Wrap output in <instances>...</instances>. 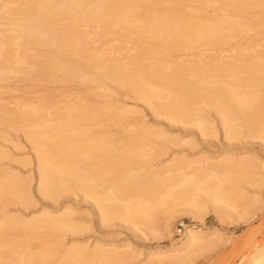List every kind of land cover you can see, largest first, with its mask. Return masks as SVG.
I'll list each match as a JSON object with an SVG mask.
<instances>
[{"label":"bare ground","instance_id":"obj_1","mask_svg":"<svg viewBox=\"0 0 264 264\" xmlns=\"http://www.w3.org/2000/svg\"><path fill=\"white\" fill-rule=\"evenodd\" d=\"M1 1L3 3L0 5V17L3 18L2 14L17 15L19 19L13 21L11 18L12 22H9V27L17 30L25 40L32 41L36 46L53 48L59 56L80 55L83 61H81L82 65L79 66L62 59H54L52 56L46 54L42 55L44 58L43 64L39 65L27 62L28 64L24 68L17 63L18 52H15L13 49L14 41L11 32L6 30L2 33L6 44V54L0 56V70L8 72L13 69L17 72V76L15 77L23 80L48 79L56 81L57 78L50 75L49 72H58L62 75H80L84 77L86 81L95 84L92 97L89 96V94H87V97L85 94L84 98L83 95L81 97V95L77 93L79 95L78 99L81 100L79 103H83V105L76 102V97L75 100L73 96L71 97L70 95L69 97V94H67L68 96H64L70 98H67L68 102L69 100L73 102H69L68 111H66L70 112L67 114L66 122L64 119L65 123L63 121L60 122L62 124L59 123V125L56 123L57 126L55 123V126L50 123V126L48 124L49 121L42 116L43 114L38 113L35 118H31L29 114L17 116V119H20L24 124L22 125L23 127L20 125V128L23 129L29 140L34 144L40 172L38 192L44 198L56 202L59 196L78 190L84 193L87 199L91 198L94 200L100 219L104 224L111 223V221L116 218L115 216L123 218L126 213L131 212L132 216H129L130 218L141 217L142 219H140L142 221L143 219L145 220L146 216L148 222L151 220L153 222L155 217L154 214H157V211L152 213V211H155L153 209L157 208V210H159V206H161L160 209H162V206H167L169 204L174 205L182 202L190 206L188 212H190L191 215L194 217H202L200 209L206 206V204L203 203L205 205L202 206L201 202L205 201V199L211 198L213 199L211 201L215 203L219 198L221 201L224 195L229 197L228 194H224L226 188H221V180L219 177L216 176L220 180V182L217 180L220 184H217V182H215L216 184L213 183V179L216 177H211L212 172H209L211 171L209 169L215 168V172L216 168L228 170V168L234 167V170L241 168L246 172H250V169L254 168L264 173V162L258 159V156L254 157L250 152H240L237 158H234V155H231L229 152L223 153L217 156L215 160L210 156L200 157V159L197 158L196 160L188 159V157L187 159L186 157H184L185 159L176 158L172 160L171 164L169 163V165H165L163 168L159 166V168L156 167V170L153 169L154 174L152 172V177H149V172L153 171L152 169H150L149 172H145L144 170L141 171V168L138 171L135 170V173L133 170L129 172L126 170L127 173L124 175L115 177L111 174H105L106 172L104 174L101 172L100 174L96 172L95 169L88 168L87 166L82 167L84 165H82V163L86 161V155H88L87 159L94 158V156L88 153L94 150L104 151L108 154H121L131 161L136 162L147 159L150 156L153 157V151H155V153L157 151L158 153V150L160 152V148L163 151L164 146L162 145L170 140L168 136H165L166 134L163 130L154 131L146 127L145 124L133 125L132 128L134 131H136V129V132L139 131V135L136 133L138 136L135 134L138 138L133 135L132 142L127 145L126 149L123 150L120 148V150H116L113 146V140L117 138V136L114 138L112 137L113 140L110 139L111 136L109 137V141L106 139V136L108 137V130H110L108 126H111L113 123L116 125L115 127L120 125L122 128L119 127V130L120 128L121 130H124V128L127 130V127L122 121L123 118H121V116L110 117L108 115L112 108V106L109 105L108 96L106 92L98 91L105 89L110 82L125 84L132 88L140 101L145 104L154 105L152 111L157 116L164 117L173 123L187 126L194 125L204 136H208L212 130L210 128L211 120L208 119L209 116L207 114L210 108L219 114L218 116H220L223 123L222 127L225 129L224 133L226 134V139L232 140L235 136L241 134V132L248 133L257 131L258 134L264 135L263 130L259 128L255 130L252 127V123H257L259 119L264 118V108L259 104V101L264 98V94H262L264 93V87L259 86L260 84L257 83V87L261 88H255L254 86L252 87L250 83L249 85L247 83V80H249V82L253 80V82L258 81L261 83L264 81L263 78L257 75L261 73L264 76V43L262 44L259 41L261 35L255 37L254 34L252 35V32L249 31L245 33L246 35L244 34L245 36H241V29L235 27V25L239 27L245 25L244 23L246 21L248 22L245 16L239 15V13L242 12L239 11L240 8H248L251 10L263 6L264 0H165L167 3L176 6H180L188 1L201 3L208 7L213 6L214 13L218 11H222L223 13L226 12L222 15L224 19H222L220 23H213V16H207V18L211 20L206 22H200L192 18H188L181 22H171V20L177 18L176 13L166 16L156 15L153 17L135 14L136 16L132 17V20H129V11L127 9L128 2H136L138 0ZM141 1H145L148 5H153V3H155V0ZM1 22L2 20H0V26L3 25V22ZM127 22H132L133 27L138 30L140 34L150 38L160 39L163 44L175 49H180L181 46L186 44L201 42V45L197 47L198 49H196L195 53L188 56L191 57L190 68L170 72L165 68L157 69L152 66H117L112 62L105 61L103 58H98L88 41L89 36L84 34L81 25L90 26L99 24V26L106 31H110L114 24H126ZM221 24L230 25V29L225 32L221 29H217ZM0 29L2 30L1 27ZM227 41L230 42L226 43ZM137 47L144 53L148 50V48L140 47L139 44H137ZM21 53H23V56L25 54L29 56L32 55L28 49H22ZM89 68H96L97 72L95 76L87 78V76L90 75L88 72ZM244 72L249 73L251 77L240 79L239 75ZM170 86H173V89H171ZM90 90H92V88ZM119 112H122V109H120ZM123 112L129 113L131 111L126 109ZM115 118H120L121 120L115 122ZM99 120H102L100 121V123L102 122L101 124L98 123ZM8 121H10V118ZM247 122L249 125H247ZM93 123H95V125L99 124L96 127L97 130L99 129V132L97 131L98 135L100 131L103 132L108 129L107 133L105 131L106 136H104V132L103 134L101 133L105 140L102 139L101 135L100 139L102 140H100L99 137L97 139L92 138L94 135L98 136L95 129L93 130ZM127 124L131 125L130 122H127ZM74 125L76 127L79 125L78 127L81 129L84 127L83 129L86 131L82 129V132L79 128H75ZM75 130L79 132L77 135L73 133ZM122 132L120 131L118 134L121 135ZM82 133L85 135L84 141L86 140V143L94 140L93 143L91 142V145H89V142L87 145L83 143ZM89 133L91 134L89 135ZM78 136L80 137L78 138ZM86 136L88 139H86ZM81 138L82 140H80ZM97 140L99 142H97ZM79 141H82L84 146L79 144ZM73 142H78L77 145L79 144V147L72 144ZM88 145L90 148H88ZM153 145L156 147L152 148ZM85 146H88V150ZM80 147H84L87 151H84V148L81 149ZM155 148H157V150ZM2 151L0 150V157L4 158L6 152L4 153V151ZM83 155H85V160L80 159ZM207 169L209 170L208 172H206ZM190 171H194L192 172L193 175L199 176V180H194L190 177ZM222 171L223 170L219 172ZM238 171H240V169ZM205 172L210 175H206ZM219 172L217 174H219ZM224 173L226 174V172ZM10 175L9 177L5 175V180L0 184L1 190L8 194L11 201L15 204L32 205L30 188L22 184L24 179L17 173ZM139 178H143L146 183L140 186L134 185V182ZM104 185L107 186V188ZM103 186L106 188L103 190V193L101 191V194H96V187ZM147 189H149V191ZM147 191L153 198L151 199L153 203L151 200H147L151 198L150 196H145L149 194ZM242 194L243 193L240 195ZM148 204L152 207H157H151L152 209L149 208L150 211L152 210L149 212ZM179 205H177L175 209L178 208ZM199 206L202 207L200 208ZM204 208L207 209L208 207ZM135 210H137L138 213L134 214ZM73 211L74 209L72 207H64L60 214H54L52 210L44 209L40 214L28 219L16 216L7 218L4 213L3 215L6 220L1 229H44L49 233L57 231L60 236V238L58 236V239L60 240L62 238L61 233L63 232L65 233L67 231L72 234H77L79 231L82 232L79 225L77 224V226L74 223V214L71 213ZM146 211L150 213V215H153L151 216L152 219L148 218L150 216L147 215ZM155 221L156 224L147 222L148 225L146 226H149V224H154L153 227H155V225L157 226L158 222L157 220ZM164 221L162 231H160L161 229L157 231L153 229L155 232L152 231L151 233L147 227L151 234H139L140 237L149 236L151 239H157V237L168 236L167 233H172V219L169 217V219L167 218V220ZM218 233L219 230L217 228L204 227V225L198 227L194 224H185V233L181 241L177 243L172 242L166 247L144 252L146 261L149 263L167 261L169 264H182L188 257L192 256L191 254H193L197 248L198 251L200 247L205 245L209 246L210 242L214 240ZM57 240H55L54 243L57 242L59 244L62 239L60 241L58 240L59 242ZM58 244L57 246L53 244L42 248L44 258L50 257L54 250V255L57 254L58 250L62 248L60 247L61 244H59V246ZM92 249L96 252L95 254L110 255L111 258H109V261L111 259V262L114 261L120 264H127V261L132 255L141 252V250L136 249L129 241L121 244L111 242L108 247H106L103 242L96 241ZM81 250L83 251L84 249ZM74 251H76V249H74ZM72 253L74 254V252H69L67 258L64 257V260L62 259L57 263L77 264L75 262L76 259L72 258ZM36 255L38 254L36 253ZM141 255H143V251ZM95 256L96 255H94V257ZM106 260L108 261V259ZM250 262L252 264H264V247L260 248L255 253ZM0 264L17 263L4 261L0 262ZM46 264H49V262Z\"/></svg>","mask_w":264,"mask_h":264},{"label":"rangeland","instance_id":"obj_2","mask_svg":"<svg viewBox=\"0 0 264 264\" xmlns=\"http://www.w3.org/2000/svg\"><path fill=\"white\" fill-rule=\"evenodd\" d=\"M2 3L3 2L0 0V5ZM127 9L129 11V20H132V17L136 15H149L150 17H153L156 15L166 16L176 13L177 18L175 20H171V22H181L188 18H192L200 22H206L211 20L207 18V16H213V23H220L221 20L224 19L222 15L226 13H223L222 11L214 13L213 6L208 7L204 4L192 1L184 2L180 6L167 3L165 0H155L153 5H148L145 3V1L141 0L136 2L129 1ZM239 11H242L239 13V15L245 16L248 19V22L246 21L244 23L245 25L239 26L240 28L234 24L237 29H241V36H245L246 32L251 31L252 35L254 34L255 37L261 35V38L259 37L261 40L259 39V41L263 44L264 5L251 10L248 8H240ZM2 15L1 16L3 18L0 17V20L3 22V25L0 26L2 28V30L0 29V56L6 54V44L2 33L3 31L7 30L11 32V36L14 41L13 49L15 52H18L17 63L24 68L28 64L27 62L36 63L39 65L43 64L44 58L42 55L46 54L52 56L54 59H62L75 65H82L81 61H83V58L80 55L59 56V54H57L53 48L46 46H36V44H34L32 41L25 40L17 30L9 27V22H12V20H18L19 17L15 14ZM81 26L83 28L82 30L84 34L89 36L88 41L90 42L93 51L96 52L95 55L98 58H103L105 61L110 63L112 62L117 66H152L153 68L157 69L165 68L170 72L188 69L191 66V57L188 56L195 53L196 49H198L197 47L201 45V42H197L183 45L180 49H175L163 44L160 39H154L140 34L139 31L133 27L132 22H127L126 24H114L110 31H106L104 28L99 26V24ZM229 26L230 25L227 26V24H221L217 29H221L223 32H225L230 29ZM229 42L230 41H227L226 43ZM137 44H139L140 47L148 48V50L145 51V53L141 52L138 49ZM22 49H28L32 55L29 56L28 54H25L23 56V53H21ZM88 72L90 75H88L87 78H90L96 75L97 70L96 68H89ZM16 74L17 72L13 69L9 70L8 72L0 70V150H3L4 153L6 152V156H4V158L0 157V184L5 180L6 177H9L10 174L17 173L24 179L22 184L30 188L32 195V205L13 203L10 199V196L3 192L0 188V262L12 261L17 264H46L49 262V264H58V261H61L64 257L67 258V254L69 252H74L75 255L72 253V258L76 259L73 260H75L77 264H120L117 262L115 263L114 261V263L111 262V259L109 261V258H111L110 255L107 256L106 254H100V256L99 254H95L96 252L92 248H94L96 241L103 242L106 247H108L111 242L121 244L123 242L129 241L136 249L141 250V252L132 255V257L127 261V264H169L167 261L149 263L146 261L144 252L166 247L172 242L177 243L181 241L185 233V224H194L198 227H202V225H204V227L217 228L219 233L217 236H215L214 240L210 242L209 246L205 245L200 247V250L198 251L197 248V252H193V254H191L192 256L189 255L191 257H188V259L184 261L185 263L183 262L182 264H252L250 262L251 258L260 248L264 247L263 171L251 168L252 170L250 169V172H246L241 168H237L238 170L240 169V171H238L236 169L234 170V167H230L228 170L222 168H219V170L216 168L217 171L215 170V172V168L209 169L211 171L207 169L206 172H212V178L214 176L219 177L221 182L216 177L213 179V183H221V188H226L225 190L227 191V193L224 191V194H228L229 197L224 195L221 201L219 198L215 201V203L214 201H211L213 200L211 198H204L205 201L208 202L203 201L201 203L202 206L205 204L206 206H199L200 208L202 207L200 209L201 211L196 208L198 211L202 212V217H194L191 215V213L188 212V208H190V206H188L187 203V205L184 204L185 202L174 205L169 204L170 206H162V209H160L161 206H159V210L155 208L157 206L152 207L149 205V203L148 209L151 207L155 208L153 209L155 211L151 210L152 213L157 211V214H154V221L157 220L158 222L157 226L155 225V227L153 226L156 224V221L152 222V220L149 222L154 224H149V226H146L149 223L146 220V216L145 220L143 219L144 222L143 220L141 221V217V219L132 217L131 219L129 216H132V212L126 213L127 215L125 214V217L123 218H118L115 216L118 218L116 219L113 216L114 220L111 221V223L104 224L100 219L99 213L94 204V200L91 198L87 199L85 194L78 190H74L70 193L59 196L56 202L48 200L40 195L38 192L40 179L38 157L34 150V144L29 140L23 129L20 128V125L22 126L24 124L20 119H17V116L21 114H29L31 115V118H35L38 113L43 114L42 116L49 121V123H47L50 126V123H52V125H54V123L55 125L58 123L59 125L60 122H64V119L66 122L67 114L70 112H67L69 102H73L70 100L68 102V97L64 96H68L67 94H69V97L71 95V97L73 96V99L76 97L78 101L76 99L75 100L77 103H79V101H81L78 99L79 95H81V97L83 95L84 98L85 94L87 97V94H89L91 97L93 96V88H95V84L86 81V79L80 75H62L58 72H49L50 75L57 78L56 81L48 79H17L15 77L17 76ZM260 74L261 73L257 74L258 77L264 79V76ZM249 77H251V75L247 72L239 75L240 79H247ZM247 83L248 85L250 83V85H252V87L254 86L255 88L257 87V83L260 84L259 86L264 87V81L261 83L258 81L253 82V80L252 82H249V80H247ZM91 88L92 90H90ZM170 88L173 89V86H170ZM98 91L106 92L108 96L109 105L112 106L108 115L110 117H118V115L121 116V118H123L122 121L127 127V130L124 128V130H126L125 132H127L125 133L122 132L124 130H121L122 127L120 125H117L118 127H115L116 125L114 123L111 124V126L109 125V128H107L110 130L104 129L106 133L108 130V133L110 134L109 135L107 133L108 137L105 135V131H103L104 136H106V139H108L107 141H109L110 136V139L112 140L115 136H117V138H114L113 140V146L116 150H120V148L123 150L126 149L127 145L132 142V138L134 137L133 135L136 133L139 135V131L136 132L137 129L134 131L132 128L133 125L145 124L146 127H149L154 131L163 130V132L166 134L164 135L168 136L171 141H166V143L162 145L165 147H163V151L161 148L160 152L158 150V153L157 151L155 153V151L151 150L154 152V154H152L153 157L150 156L147 159L136 162L131 161L129 158L121 154H108L104 151L94 150L93 152H88L94 156V158L87 159L88 155H86V161L82 163V165L84 164L82 167L87 166L88 168L95 169L96 172L100 174L101 172H103L102 174L106 172L105 174H111L116 177L127 173L126 170H128V172L133 170L135 173V170L138 171L141 168V171L144 170L145 172H149L150 169L156 170V167L159 168V166L163 168V166H167L169 163L171 164L172 160L176 158L183 159L186 157L187 159L188 157V159L196 160L197 158L200 159V157L210 156L213 158V160H215L217 156L228 152L231 155H234V158H237L238 153L240 152H250L254 155V157L258 156L257 158L264 162V135L258 134L257 131L248 133L241 132V134H238L235 136V138H233L235 140L228 138L226 139V134L224 133L225 129L222 127V120L220 116H218L219 114L211 108L207 114L209 116L208 119L211 120V122H209L211 124L210 128L212 129V133L210 132L211 135L209 133L208 136H204L201 134V131L198 130V128H195L194 125L187 126L179 123H173L164 117L157 116L152 111L154 105L145 104L140 101L134 90L125 84L110 82L107 84L105 89ZM259 102L258 103L264 108V98ZM79 104L83 105V103ZM120 109H122V112H119ZM126 109L131 112L124 113L123 111ZM6 118L8 120L10 118V121H8ZM119 120L121 119H114L115 122ZM100 121L102 120H99L98 123H100ZM127 122H130L132 126L127 124ZM93 124V130L95 129V132H97L99 129L97 130L96 127L99 124ZM247 125H249V123ZM78 126H75V128H79V130L82 131L84 127L81 126L83 127L81 129ZM119 127H121L120 130ZM252 127L255 130L259 128L264 131V118L259 119L257 123H252ZM83 130L86 131L85 129ZM120 131L122 132L121 135L118 134ZM98 132L96 133L97 135ZM103 132L100 131L98 136H91L94 139H97L98 137L100 139V135L102 137ZM73 133L77 135L79 132L75 130ZM90 134L91 133H89V135ZM82 135L83 143H86V140L84 141L85 135L83 133L81 136ZM126 136H130L131 138H127ZM79 137L80 136H78V138ZM103 137L102 139L105 140ZM86 139H88L87 136ZM80 140H82V138ZM93 141L94 140L91 142L93 143ZM172 141L175 142L173 143ZM88 142L85 145H87ZM91 142H89V145H91ZM97 142L99 141L97 140ZM77 143L78 142H73L72 144L79 147L78 145L82 144V141H79L78 145ZM82 145L84 146V144ZM88 146H85L86 149ZM153 147L156 146L153 145L152 148ZM88 148H90V146ZM86 149L84 148L83 150L85 151ZM155 149L157 150V148ZM84 156L85 155H83V157L81 156L80 159L83 160ZM154 170L149 172V177H152V172L154 174ZM221 170L223 171L219 172ZM192 172L194 171H190V177H192L194 180H199V176L193 175ZM206 172V175H210ZM218 172L219 174H217ZM224 172H226V174ZM5 175L7 176L5 177ZM144 183H146V181L143 178H139L134 182V185L140 186ZM104 186L98 188L96 187V194H101V191L103 193V190L107 188V186H105L106 188ZM147 190L149 191V189ZM148 191L147 193H149ZM241 193L243 194L240 195ZM145 196H150V193ZM151 199L153 198L151 197L147 200ZM177 205L179 206L175 209ZM64 207H72L74 209V211L71 213L74 214V223L76 225L78 224L81 228L80 230H82V232L79 231L81 234L79 232V234H72L66 231L65 233H61L62 240L60 239V241L58 239L59 233L57 231H52L49 233L44 229H1L3 223L6 220L5 216L3 215L4 213L6 214L7 218L16 216L28 219L32 216L40 214L44 209H50L54 212V214H60ZM204 207L208 208L205 209ZM151 211L149 209V212ZM135 213H138L137 210H135L134 214ZM147 215L150 216H147L149 219L151 216H153L148 212ZM169 217L172 219L171 234L167 233L168 236H161L162 238L157 237V239H151L149 236H143L145 238L140 237L139 234L145 235L146 233L149 234L150 231L152 233V231L155 232L160 229V231H162V226L165 222L164 220H167V218L169 219ZM147 227L150 231L147 229ZM181 227L183 228V232L180 234L178 233V229ZM57 239L61 242L59 244H61L60 247L62 248L60 249L59 247L60 250H58L57 254L54 255V250L50 257L44 258L42 254V248L53 244L57 246L58 243H54V241ZM73 247L76 249V251H74ZM81 249L84 250L82 251ZM142 251L143 255H141ZM36 253L38 255H36ZM94 255L96 256L94 257ZM106 259H108V261Z\"/></svg>","mask_w":264,"mask_h":264},{"label":"built area","instance_id":"obj_3","mask_svg":"<svg viewBox=\"0 0 264 264\" xmlns=\"http://www.w3.org/2000/svg\"><path fill=\"white\" fill-rule=\"evenodd\" d=\"M183 227H184V225H183ZM184 228H185V227H184ZM182 232H183V228L181 227V228L178 229V233L181 234Z\"/></svg>","mask_w":264,"mask_h":264}]
</instances>
